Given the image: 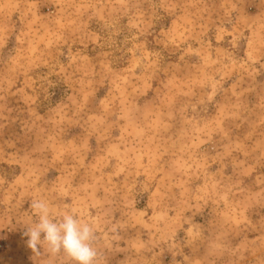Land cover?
<instances>
[{
	"label": "rangeland",
	"instance_id": "1",
	"mask_svg": "<svg viewBox=\"0 0 264 264\" xmlns=\"http://www.w3.org/2000/svg\"><path fill=\"white\" fill-rule=\"evenodd\" d=\"M96 264H264V0H0V264L30 205Z\"/></svg>",
	"mask_w": 264,
	"mask_h": 264
},
{
	"label": "clouds",
	"instance_id": "2",
	"mask_svg": "<svg viewBox=\"0 0 264 264\" xmlns=\"http://www.w3.org/2000/svg\"><path fill=\"white\" fill-rule=\"evenodd\" d=\"M30 207L37 219L26 228L24 235L28 237L27 246L34 254H40V246L47 245L49 253L63 252L76 264H96L95 233L89 224L82 223L70 213L57 217L43 200L32 201Z\"/></svg>",
	"mask_w": 264,
	"mask_h": 264
}]
</instances>
